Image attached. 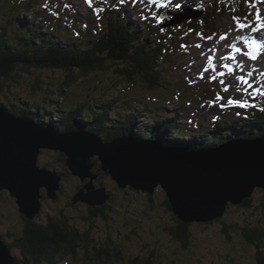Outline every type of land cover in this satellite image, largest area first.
<instances>
[{
  "label": "rangeland",
  "instance_id": "obj_1",
  "mask_svg": "<svg viewBox=\"0 0 264 264\" xmlns=\"http://www.w3.org/2000/svg\"><path fill=\"white\" fill-rule=\"evenodd\" d=\"M79 1L83 11L90 14L97 13V9L100 10L105 4L116 6L120 2L92 0V5L89 6L85 0ZM168 1L171 12L179 13L184 5L200 0ZM63 2L64 0H43L44 8L41 6L36 11L41 12L45 9L48 15L47 17L44 12L45 19L54 26L56 17L53 18L51 15L55 8L62 9ZM129 3L127 10L133 13L132 19L140 21V24L151 25L152 29L157 31L154 41L167 42L166 45L173 46L170 52L163 53L161 63L171 59V67L165 70L173 71L177 90L169 86L168 91L148 92L139 84L131 85L122 81L116 76V67H112L79 75L76 85L64 92L63 97H56V92L52 91L59 90L66 73L20 69L18 77L1 82L3 88L0 106L4 105L9 109L13 105L18 110L19 103L34 101L40 103L42 111L51 113L60 110L64 104L68 106L67 108H73L77 103L87 102L90 108L91 102L98 110L111 105L112 114L128 112V117H135L138 125L142 127H147L148 122H153L150 116L162 118L181 109L189 117L193 116L192 119L199 118L200 122L190 119L192 122L198 124L203 122L202 124L206 126L209 117L206 118V122L203 121L205 109H213L214 106L222 109H242L245 107L228 104L227 101L233 97L234 100L255 98L257 94L254 93L258 92L255 90L251 92V88L244 83L245 77L252 78L255 87L260 89L259 95L264 93V27L257 28L259 24L257 21L264 17V0H250V3H247L248 9L256 16L250 19L252 20L250 24L240 22L246 25L243 29L237 28L234 15L227 14L222 20H216L218 30L214 34L202 30L184 35L187 40L183 48L172 42L176 34L183 35L181 27L159 30L161 22H157L155 13L159 8H164L162 4L158 5L152 0H136L135 4L124 0L122 4L126 6ZM177 3L180 5L179 8L175 7ZM69 5L78 7V1L69 0ZM9 12L0 10V26L15 17V20L17 18L30 20L29 16L20 17L17 16L18 13L10 15ZM250 25L257 28V32H253ZM65 30L68 31L70 39L75 41L81 34L79 27L70 24H67ZM81 30L84 31L85 27ZM245 40L247 44L258 46L255 60H249V48ZM234 48L241 52L236 54ZM231 56L235 57L237 67L231 69L232 73H228L226 64L233 66L234 64L224 59H230ZM213 58L215 60L210 61ZM238 76L243 77V81L237 80ZM35 80L40 82L36 91L32 87ZM201 81L205 83L198 87ZM189 82L191 90L187 88V93L182 95L181 89L186 88ZM209 85L211 88L207 89ZM225 88L228 90L225 91ZM200 109H203L201 113ZM145 112L149 114L146 120L140 117ZM197 113H200L199 117ZM121 116L122 122L125 121L126 113H122ZM56 117L59 119L61 115L56 114ZM187 124L188 121L185 120L182 129L187 127ZM102 139L105 142L106 136ZM66 160L64 154L60 152L41 149L38 166L56 171L58 175L63 176L56 200L49 199L47 192L41 190L42 207L33 222L45 226L49 221L59 223L66 221L71 229L74 227L79 233L88 235L90 243L87 247L86 244L77 242L79 246L77 252L68 254L67 257L58 255L55 257L56 264H97L96 259L101 264L104 262L133 264L136 260V264H257L255 246L247 242L244 231L246 227L264 231V190L255 191L249 206H245V201L238 207L231 205L220 221L188 225L190 237L186 246H183V242L173 237L170 232L177 228L179 221L166 205L164 191L158 189L153 196H149L130 187L121 190L109 175L101 171V163L94 158L93 173L98 175V179L93 184L96 190L104 189L109 196L105 204L99 207L103 208V211L94 215L93 212L98 207L93 208L81 202L73 204L75 195L84 189L89 180L81 182L79 178L72 176L65 165ZM28 228L30 227L27 220L20 214L15 198L8 192H3L0 200V234L10 247L16 263L22 254L13 243L16 238L25 236ZM104 250L110 251L109 258L101 254Z\"/></svg>",
  "mask_w": 264,
  "mask_h": 264
},
{
  "label": "trees",
  "instance_id": "obj_2",
  "mask_svg": "<svg viewBox=\"0 0 264 264\" xmlns=\"http://www.w3.org/2000/svg\"><path fill=\"white\" fill-rule=\"evenodd\" d=\"M201 3L206 9L204 15L184 24L183 28L180 26L186 35L196 29L205 30L209 34L216 33V20H222L227 14L242 21L250 20L254 16V12L247 9L246 0H204ZM41 6L43 0H0V10H9L10 15L18 13L17 16L20 17L29 16L31 20H15V17L0 26V98L3 88L1 82L18 77L20 69L66 73L59 90L52 91L56 92V97H63L64 92L76 85L79 75L112 67H116V76L122 81L131 85L139 84L148 92L168 91L169 86H176L173 71L165 70L171 67V59L161 63L163 53L170 52L173 46L166 45L167 42L154 41L157 31L152 29L153 26H144L131 20L122 3L119 2L114 7L109 3L103 5L96 13L97 17L83 14L70 5L54 26L45 19L44 9L41 11L43 13L36 11ZM156 17H160L159 14ZM174 17L171 10L162 11L161 18L164 21H171ZM70 18L81 31L76 41L70 39L68 31L65 30L66 21ZM82 27H85L84 31L81 30ZM172 42L180 47L181 36L176 34ZM39 85V80H35L32 86L34 91ZM187 88L191 90L189 85L179 90L182 95L187 93ZM30 102L33 103H19L18 110L13 105L8 110L16 117H30L43 126L53 125L61 133L84 131L99 137L106 136L105 142L132 137L139 140H157L172 148L195 152L216 149L231 141H264V111L252 107L228 112L218 107L208 116L204 115V122L209 117L206 126L203 122H192L189 115L178 109L162 118L150 116L153 122L142 127L138 125L135 117H128V112L112 114L111 105L98 110L91 102L90 108L87 102L77 103L73 108H67L64 104L57 112L48 113L41 110L40 103ZM256 103L257 109L261 106L264 109L263 96ZM122 113H126L123 122ZM56 114L61 117L57 119ZM148 116L145 112L140 117L146 120ZM185 120L188 124L182 129ZM244 203L249 206L251 200ZM166 205L171 210L169 204ZM101 211L103 208H97L93 213L97 215ZM170 232L186 246L190 237L188 225L178 222L177 228ZM244 232L247 242L255 246L257 264H264V231L246 227ZM59 233L62 232L44 230L41 226L28 228L25 236L16 238L13 243L22 254L16 264H56L55 257L58 255L67 257L68 254L77 252V242L89 247V236L79 233L74 227L64 229L65 234L62 236ZM101 254L109 258L110 251L104 250ZM95 261L101 264L97 259ZM136 262L137 260L133 264Z\"/></svg>",
  "mask_w": 264,
  "mask_h": 264
},
{
  "label": "water",
  "instance_id": "obj_3",
  "mask_svg": "<svg viewBox=\"0 0 264 264\" xmlns=\"http://www.w3.org/2000/svg\"><path fill=\"white\" fill-rule=\"evenodd\" d=\"M41 149L64 154L71 175L81 182L89 180L73 204L101 207L108 199L104 189L93 185L98 178L93 173L97 158L101 171L121 190L130 187L149 196L164 191L173 215L185 225L220 221L231 205L241 206L257 189L264 190L263 140L231 141L199 152L177 151L157 140L132 137L104 142L84 131L60 133L0 106V200L8 192L27 221L40 213L41 190L56 200L61 189L63 175L38 166ZM15 263L0 234V264Z\"/></svg>",
  "mask_w": 264,
  "mask_h": 264
},
{
  "label": "snow or ice",
  "instance_id": "obj_4",
  "mask_svg": "<svg viewBox=\"0 0 264 264\" xmlns=\"http://www.w3.org/2000/svg\"><path fill=\"white\" fill-rule=\"evenodd\" d=\"M120 2H121V3H124V0H120ZM131 2H132L133 4H135V3H136V0H131ZM152 2H154V0H152ZM85 3L89 4V6H91V5H92V0H85ZM175 7H176V8H179L180 5L177 3V4L175 5ZM97 11H99V9H97ZM233 19H234V21H236V25H237V28H238V29H243L244 27H246L245 24H242V23L239 22V18L234 17ZM259 27H264V25H259V24H258V25H257V28H259ZM257 28H253V32H257ZM221 39H224V37H221ZM245 42H246V46L249 48L248 58L251 59V60H255V59H256V53H255L254 45H253V44H247V40H245ZM196 47H199V45H196ZM237 80H241V81H243V77H239V76H238V77H237ZM244 83H247V82L244 81ZM224 90L227 91L228 89L225 88ZM238 91H239V89H238ZM217 99H223V98H222V97H217ZM210 103H211V102H210ZM227 103H228V104H236V106H239V107H246V106H247L246 104H242V103H240L239 101H233V100H231V99H229V100L227 101ZM261 110L264 111V109H261Z\"/></svg>",
  "mask_w": 264,
  "mask_h": 264
},
{
  "label": "flooded vegetation",
  "instance_id": "obj_5",
  "mask_svg": "<svg viewBox=\"0 0 264 264\" xmlns=\"http://www.w3.org/2000/svg\"><path fill=\"white\" fill-rule=\"evenodd\" d=\"M97 177H98V175H97ZM27 222H28V225H29L30 228L33 227V226H40V225L35 224L33 221H27ZM57 223H59V222L49 221L45 226H41V227H43L44 230H51V231L57 232V233L58 232H62V233H59L58 234V235L62 236V235L65 234V233H63V230L66 229V228H68V227L70 228V226L67 224L66 221H60V223L58 225H57ZM65 224H67V225H65ZM45 233H47V232H45Z\"/></svg>",
  "mask_w": 264,
  "mask_h": 264
},
{
  "label": "bare ground",
  "instance_id": "obj_6",
  "mask_svg": "<svg viewBox=\"0 0 264 264\" xmlns=\"http://www.w3.org/2000/svg\"><path fill=\"white\" fill-rule=\"evenodd\" d=\"M200 18V17H199ZM239 22H243V23H249V22H252V20H246V21H241L239 20ZM257 22H259V25H263V22H264V17H262L260 20H258ZM250 24V23H249ZM251 26V25H250ZM250 28H253L252 26ZM251 61V59H249ZM164 66V64H163ZM164 69V68H163ZM41 151V150H40ZM40 153V152H39Z\"/></svg>",
  "mask_w": 264,
  "mask_h": 264
},
{
  "label": "clouds",
  "instance_id": "obj_7",
  "mask_svg": "<svg viewBox=\"0 0 264 264\" xmlns=\"http://www.w3.org/2000/svg\"><path fill=\"white\" fill-rule=\"evenodd\" d=\"M65 156V155H64ZM93 208H95V207H93ZM99 208V207H98Z\"/></svg>",
  "mask_w": 264,
  "mask_h": 264
}]
</instances>
